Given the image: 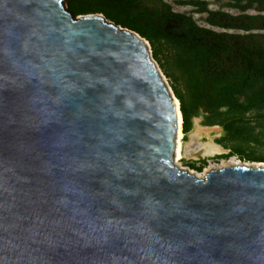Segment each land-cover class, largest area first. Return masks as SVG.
<instances>
[{
  "label": "water",
  "instance_id": "95a60500",
  "mask_svg": "<svg viewBox=\"0 0 264 264\" xmlns=\"http://www.w3.org/2000/svg\"><path fill=\"white\" fill-rule=\"evenodd\" d=\"M65 2L0 0V264H264V167L176 166L149 42Z\"/></svg>",
  "mask_w": 264,
  "mask_h": 264
},
{
  "label": "trees",
  "instance_id": "16d2710c",
  "mask_svg": "<svg viewBox=\"0 0 264 264\" xmlns=\"http://www.w3.org/2000/svg\"><path fill=\"white\" fill-rule=\"evenodd\" d=\"M89 13H102L149 42L180 101L185 134L202 116L204 126L224 130L217 141L230 152L219 157L264 162L248 150L264 137V14L209 11L206 27L164 0H92L75 15Z\"/></svg>",
  "mask_w": 264,
  "mask_h": 264
},
{
  "label": "rangeland",
  "instance_id": "374dc122",
  "mask_svg": "<svg viewBox=\"0 0 264 264\" xmlns=\"http://www.w3.org/2000/svg\"><path fill=\"white\" fill-rule=\"evenodd\" d=\"M72 1L74 2L73 3L74 5L70 7V3ZM164 2L169 4L171 6V8L176 12H181V13H186L188 15H191L193 17V19L199 25L206 26V27H211L207 22L209 11H219V12H224V13L234 15V16L235 15H242V14H249V15L264 14V0H200V1H198V2H201L199 5H197L195 3H184V2H187L184 0H164ZM89 3H92V0H66L65 5L73 14H75L78 11H80V9H82L83 7L88 5ZM244 7H245V10L243 9ZM90 14H101V15L105 16L102 13H89V14H80V15H90ZM80 15H78V16H80ZM109 21H112V20H109ZM112 22L117 24L114 21H112ZM117 25H120V24H117ZM120 26H122V25H120ZM122 27H124V26H122ZM214 29H217V28L214 27ZM135 33L141 39H143L145 42L147 41L140 34H138L137 32H135ZM149 54H150V58L153 61L156 69L158 70V72L161 75L162 79L164 80L165 84L167 85V87H169V90L171 91L172 82H171L170 78L167 77L164 70L161 68L160 63L153 57L151 46H149ZM203 120H204V118L202 116L197 117V118H193L192 129L189 133L196 130L197 127L201 128L204 131L209 132V135H207L205 132H203L202 138H201L203 141H213L214 143L215 142L218 143L217 140L220 139L224 134L223 128L221 126H217V125L216 126H204ZM258 131H259V128H257L255 132H258ZM186 137H187V135H186ZM186 140H188V137L186 138ZM259 142H260L259 144H255V143L250 144L251 149H248V150L254 151L257 155L264 156V137H262ZM221 146L223 147V145H221ZM223 149H224L223 153L225 152V150L227 151L224 154H228L230 152L229 149H225V148H223ZM219 155L220 154L212 156V157H206L207 159L205 158L202 161L182 160V164L185 167L191 168L197 172L204 173L206 167H210L211 164L213 165V167H211V169L209 168L208 172L214 168L224 167L225 164H227V166H233V165H228L229 161L232 158L238 159L240 161V164H243V163L255 164V163H257V162L245 161L243 159H240L239 156L219 157ZM221 155H223V154L221 153ZM200 168H201V171H199Z\"/></svg>",
  "mask_w": 264,
  "mask_h": 264
},
{
  "label": "bare ground",
  "instance_id": "6f19581e",
  "mask_svg": "<svg viewBox=\"0 0 264 264\" xmlns=\"http://www.w3.org/2000/svg\"><path fill=\"white\" fill-rule=\"evenodd\" d=\"M171 96L173 98V102L175 104L176 113H177V133H176V137H175L176 143H175V149H174L173 163L176 166H178L181 170H186L190 174L196 175L198 178H204L205 175L207 174L209 168L211 169V167H213V165L211 164L210 167H206L204 173H200V172H197L191 168L185 167L182 164V160H183L184 156L185 157H190V156L196 157L197 154H199L201 157H212V156L223 153L224 149L221 148L219 145L215 144L213 141H203L201 139L203 132H205L207 135H209V132L204 131L203 129L198 128V127L192 133L191 141L190 142L188 141L186 144H184V138H185V133L183 130L184 120H183V115H182L183 113L181 111L180 101L175 96L172 89H171ZM184 146H186L185 155L183 153ZM191 146H195V147L191 148ZM238 164H240V161L236 158H232L229 161L228 165L234 166V165H238ZM246 165H248V166L254 165L253 167H258V166L264 167V162H257L255 164H249L248 163ZM226 166H227V164H225L224 167H226ZM214 169H216V168H214Z\"/></svg>",
  "mask_w": 264,
  "mask_h": 264
},
{
  "label": "flooded vegetation",
  "instance_id": "af4514ba",
  "mask_svg": "<svg viewBox=\"0 0 264 264\" xmlns=\"http://www.w3.org/2000/svg\"><path fill=\"white\" fill-rule=\"evenodd\" d=\"M207 159V158H206Z\"/></svg>",
  "mask_w": 264,
  "mask_h": 264
}]
</instances>
